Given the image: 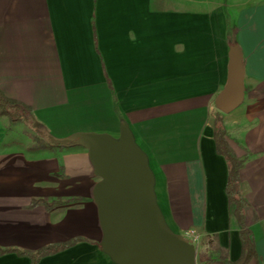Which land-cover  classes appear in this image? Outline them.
I'll return each mask as SVG.
<instances>
[{
	"label": "crops",
	"instance_id": "0c3cea01",
	"mask_svg": "<svg viewBox=\"0 0 264 264\" xmlns=\"http://www.w3.org/2000/svg\"><path fill=\"white\" fill-rule=\"evenodd\" d=\"M233 43L244 97L220 113ZM0 91L57 133L127 139L169 235L191 241V232L235 261L239 224L213 140L219 114L243 161L247 264H264V0H0ZM19 123L0 114V264H121L105 249L95 153L29 144ZM73 238L35 263L16 252Z\"/></svg>",
	"mask_w": 264,
	"mask_h": 264
},
{
	"label": "water",
	"instance_id": "95a60500",
	"mask_svg": "<svg viewBox=\"0 0 264 264\" xmlns=\"http://www.w3.org/2000/svg\"><path fill=\"white\" fill-rule=\"evenodd\" d=\"M242 54L233 43L227 76L214 105L228 113L244 97ZM98 158L101 217L107 231L105 249L121 264H195L189 247L164 229L153 207L137 153L127 139L119 144L98 136L80 137Z\"/></svg>",
	"mask_w": 264,
	"mask_h": 264
},
{
	"label": "trees",
	"instance_id": "16d2710c",
	"mask_svg": "<svg viewBox=\"0 0 264 264\" xmlns=\"http://www.w3.org/2000/svg\"><path fill=\"white\" fill-rule=\"evenodd\" d=\"M0 114L5 115L7 117L9 124H15L24 120L28 121V123H30L29 121H31L30 109L24 104L4 96L1 91ZM32 121L35 122L34 120ZM32 127L36 129L35 126L32 125ZM49 139L52 140L51 138ZM213 140L215 143L216 152L220 154L226 161L228 174L225 185V192L228 199L230 215H232L239 224V238L241 243V250L239 258L235 261H230L225 251L219 248H213L209 253L199 254L196 260V264H247L249 260H251V258L254 256V249L250 230L247 228L243 221V207L245 205V198L243 195L244 187L239 181L238 177L239 170L242 166L243 161L242 159L236 157L231 151V149L228 147L227 142L225 140V130L221 124L219 114H216L214 118ZM50 144H56L59 147H68L71 145L81 144V142L78 138H72L63 140H52ZM79 241H81L80 238H73L65 242L43 246L42 248L34 252H16L19 255H26L30 257L31 262L35 263L39 258L69 248Z\"/></svg>",
	"mask_w": 264,
	"mask_h": 264
},
{
	"label": "rangeland",
	"instance_id": "374dc122",
	"mask_svg": "<svg viewBox=\"0 0 264 264\" xmlns=\"http://www.w3.org/2000/svg\"><path fill=\"white\" fill-rule=\"evenodd\" d=\"M29 122L31 125L35 126L36 129L34 128L32 129L25 121H21V123H19V125L17 126V129L18 132H20V135H23L21 137H25L26 142H29V144L32 145L42 144V143L44 144L45 142L51 143L52 140H63L73 137L79 139L80 137L88 136V134L84 133L83 131H81V133H76V134H72V133L66 134L64 132L57 133L51 128V125H48L47 123L37 124L32 120ZM49 138H51L52 140H50ZM181 242L189 247L193 255L195 264L199 254L208 253L211 250V247L208 246L207 241L203 240L202 238L192 239L191 241L182 238ZM100 246H102V244Z\"/></svg>",
	"mask_w": 264,
	"mask_h": 264
},
{
	"label": "built area",
	"instance_id": "2783aa9c",
	"mask_svg": "<svg viewBox=\"0 0 264 264\" xmlns=\"http://www.w3.org/2000/svg\"><path fill=\"white\" fill-rule=\"evenodd\" d=\"M186 235H189V237H192V239H196V238H198L196 235H193V234L191 235V232H189L188 234L186 233ZM192 239H191V240H192Z\"/></svg>",
	"mask_w": 264,
	"mask_h": 264
}]
</instances>
